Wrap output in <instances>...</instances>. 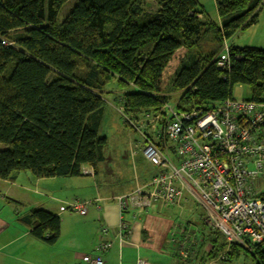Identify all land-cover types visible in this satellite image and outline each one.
Returning a JSON list of instances; mask_svg holds the SVG:
<instances>
[{
	"label": "trees",
	"instance_id": "16d2710c",
	"mask_svg": "<svg viewBox=\"0 0 264 264\" xmlns=\"http://www.w3.org/2000/svg\"><path fill=\"white\" fill-rule=\"evenodd\" d=\"M67 1L0 0L1 180L27 172L36 179L77 178L84 166L95 173L106 144L98 136L103 92L112 82L120 92L123 124L139 131L142 148L150 139L161 149L147 122L164 127L171 119L168 107L177 115L215 111L227 100L238 101L231 96L236 85L249 90L250 98L242 101L264 102V49L228 43L255 22L262 0H214L220 27L201 20L197 0H75L59 22ZM89 28L97 35L87 41ZM224 43L231 66L219 72L215 61ZM179 51L182 56L163 82ZM21 220L34 239L48 246L57 242L59 217L32 208ZM210 230L211 259L228 247L222 260H229L241 246L254 264H264L263 244L226 243ZM106 241L83 256H97ZM109 250L101 253L103 260Z\"/></svg>",
	"mask_w": 264,
	"mask_h": 264
},
{
	"label": "crops",
	"instance_id": "0c3cea01",
	"mask_svg": "<svg viewBox=\"0 0 264 264\" xmlns=\"http://www.w3.org/2000/svg\"><path fill=\"white\" fill-rule=\"evenodd\" d=\"M197 2L201 20L220 27L214 0ZM254 15L255 22L240 30L229 44L264 49V0ZM249 21L250 18L242 28ZM178 53L177 60L182 51ZM154 124L149 131L151 136L158 131V125ZM137 155L141 158L135 159ZM131 158L134 161L125 163L116 156L109 169L101 167L102 161L95 173H82L77 178L36 179L27 172L20 173L11 182L0 179V264H84L81 257L94 253L98 243L104 239L112 245L104 255V264H135L139 258L148 264L229 262L230 259L222 260L228 247L215 259L208 256L214 231L204 222L199 194L191 184H186L181 200L175 204L163 206L156 202L147 209L119 210L117 198L139 188L150 191L148 184L157 173L144 160L142 153L131 151ZM82 171L93 170L84 166ZM97 199L99 207L91 205L83 215L61 211L74 202H94ZM197 205L202 211L197 209ZM32 208L43 209L59 217L60 234L53 246L34 239L30 229L22 223L21 219ZM185 208L189 215L185 211L182 213ZM72 219H76L73 220L76 227L72 233L67 231L63 234V223ZM124 225L125 229L120 230L119 227ZM79 226L82 232L77 228ZM102 226L108 229L107 235L101 233ZM220 240L225 242L221 235Z\"/></svg>",
	"mask_w": 264,
	"mask_h": 264
},
{
	"label": "built area",
	"instance_id": "2783aa9c",
	"mask_svg": "<svg viewBox=\"0 0 264 264\" xmlns=\"http://www.w3.org/2000/svg\"><path fill=\"white\" fill-rule=\"evenodd\" d=\"M222 50L215 67L226 72L231 66L226 43ZM168 109L169 122L157 132L153 130L154 140L162 141L161 149L150 139H145L142 148L145 160L158 169L148 184L150 191L139 188L117 198L119 210L147 209L156 202L175 204L186 184H191L199 194L206 224L225 241L264 245V102L227 100L205 114L177 115ZM189 122L193 125H186ZM142 127L145 129V123ZM170 150L176 153L177 162ZM82 173L92 175V171ZM98 201L74 202L61 211L70 209L83 215L91 205L99 207ZM119 228L123 231L125 225ZM101 231L108 234L103 226ZM110 247L109 241L101 243L99 254L83 256V263L104 264L101 253ZM135 264L148 262L139 258Z\"/></svg>",
	"mask_w": 264,
	"mask_h": 264
},
{
	"label": "rangeland",
	"instance_id": "374dc122",
	"mask_svg": "<svg viewBox=\"0 0 264 264\" xmlns=\"http://www.w3.org/2000/svg\"><path fill=\"white\" fill-rule=\"evenodd\" d=\"M74 4H75V0H68L62 6L60 14L58 16L59 22H61L64 19V17L72 9ZM151 4H152L151 6L153 7L148 6V10H153L154 5L153 3ZM96 35H97L96 29L89 28L85 34V38L87 41L93 40L96 38ZM179 55L180 53L176 55V57L172 61V66L168 67V69L165 71L163 76V82H166L169 76L172 74L175 66L174 64H176V61H178L177 58L179 57ZM119 94L120 92L117 90L115 82L109 84L103 92V99L106 104L98 131V136L104 137L106 139V144L103 151L104 160L100 164L103 169H109L110 165L114 162V159H116V156H119L123 160V162L126 163L129 162L130 160L134 161L133 160L134 158H131V151H135V152L138 151V154H140L142 151V139L139 136V131L136 130L135 132L129 126H125L123 124V117L119 111L120 104L117 102L116 99ZM231 96L232 98L237 100H246L250 98V93L246 87L236 85L232 88ZM154 123L155 122L148 121L147 125L148 127L149 125H151L152 127ZM1 148L2 146L0 145V149ZM138 157L141 158L140 155H137L135 156V159H137ZM74 194L78 195L79 192H74ZM197 209L202 211L199 205H197ZM183 212L186 213V208L182 211V213ZM68 213L74 214L72 212H68ZM186 214L189 215V213ZM73 220L76 219L65 221L63 223V228H62L63 234L66 233L67 231L72 233L74 227H76ZM77 228L79 229L80 232L83 231L81 226ZM226 264H254V261L251 255L248 253V251L240 246L238 255L232 257L230 261L227 262Z\"/></svg>",
	"mask_w": 264,
	"mask_h": 264
}]
</instances>
